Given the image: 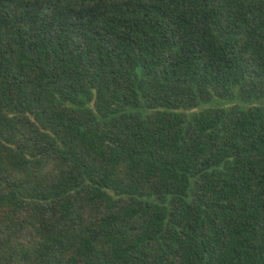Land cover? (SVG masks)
Segmentation results:
<instances>
[{
  "label": "trees",
  "instance_id": "1",
  "mask_svg": "<svg viewBox=\"0 0 264 264\" xmlns=\"http://www.w3.org/2000/svg\"><path fill=\"white\" fill-rule=\"evenodd\" d=\"M0 264H264V0H0Z\"/></svg>",
  "mask_w": 264,
  "mask_h": 264
},
{
  "label": "rangeland",
  "instance_id": "2",
  "mask_svg": "<svg viewBox=\"0 0 264 264\" xmlns=\"http://www.w3.org/2000/svg\"><path fill=\"white\" fill-rule=\"evenodd\" d=\"M230 103V101H227L225 99H219L214 97L211 102H207V103H198L193 109H200V108H205V107H209L210 105H218V106H223L226 107L228 106Z\"/></svg>",
  "mask_w": 264,
  "mask_h": 264
}]
</instances>
